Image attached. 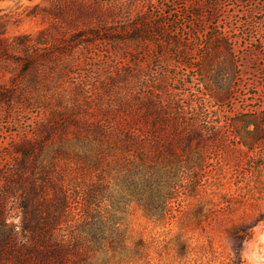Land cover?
<instances>
[{
    "label": "trees",
    "instance_id": "1",
    "mask_svg": "<svg viewBox=\"0 0 264 264\" xmlns=\"http://www.w3.org/2000/svg\"><path fill=\"white\" fill-rule=\"evenodd\" d=\"M239 1L224 25L226 0H41L25 16L46 26L13 36L0 20V264H113L124 215L162 221L204 186L224 129L264 144V90L226 107L264 74V1ZM260 220L233 227L232 264Z\"/></svg>",
    "mask_w": 264,
    "mask_h": 264
},
{
    "label": "rangeland",
    "instance_id": "2",
    "mask_svg": "<svg viewBox=\"0 0 264 264\" xmlns=\"http://www.w3.org/2000/svg\"><path fill=\"white\" fill-rule=\"evenodd\" d=\"M39 1L0 0V20L7 21V35L35 33L46 26L36 18L25 16L28 6ZM253 1L262 3L264 0ZM239 3V0H226V12L218 19L220 25H224L225 20L234 21L242 7L247 8L246 3ZM173 8L180 11L185 7L178 3ZM255 16L260 20L264 18V12ZM209 60L206 59L205 66ZM261 64L264 66V60ZM14 67L16 64L9 57L0 62V85L10 83L13 73L7 69ZM253 80L258 87L253 85ZM258 90H264V74L262 70L257 73L249 68L237 96L228 101L226 107L243 108L245 101L254 96L250 92ZM259 98L255 96L254 105L262 107L264 101ZM224 130L228 131L227 136L223 142L212 145L204 177L207 181L197 192L181 194L162 221L146 217L136 205L124 215L129 249L125 254L117 255L113 264H232L233 227L264 217V144H255L253 153H247L238 138L233 136V129ZM201 208L203 211L198 216ZM263 228L264 220H260L253 229V236L243 243L244 262L264 264L260 258L264 256V237H260Z\"/></svg>",
    "mask_w": 264,
    "mask_h": 264
},
{
    "label": "bare ground",
    "instance_id": "3",
    "mask_svg": "<svg viewBox=\"0 0 264 264\" xmlns=\"http://www.w3.org/2000/svg\"><path fill=\"white\" fill-rule=\"evenodd\" d=\"M260 237L263 238L264 237V233L260 232ZM260 258L264 262V256H261Z\"/></svg>",
    "mask_w": 264,
    "mask_h": 264
},
{
    "label": "water",
    "instance_id": "4",
    "mask_svg": "<svg viewBox=\"0 0 264 264\" xmlns=\"http://www.w3.org/2000/svg\"><path fill=\"white\" fill-rule=\"evenodd\" d=\"M262 232L264 233V228H263V231Z\"/></svg>",
    "mask_w": 264,
    "mask_h": 264
}]
</instances>
